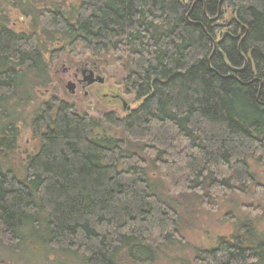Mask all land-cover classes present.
I'll list each match as a JSON object with an SVG mask.
<instances>
[{
    "label": "trees",
    "instance_id": "trees-1",
    "mask_svg": "<svg viewBox=\"0 0 264 264\" xmlns=\"http://www.w3.org/2000/svg\"><path fill=\"white\" fill-rule=\"evenodd\" d=\"M77 1L69 14L37 11L44 34L65 41L51 58L66 48L125 59V91L139 104L101 118L56 99L40 104L34 150L18 159L13 108L46 86L48 65L39 35L1 17L0 243L62 251L79 264L153 261L160 246L182 241L179 216L131 147L173 192H194L206 206L247 191L249 159L264 165V0ZM255 193L264 199V185ZM198 254L200 264H264V231L242 222Z\"/></svg>",
    "mask_w": 264,
    "mask_h": 264
},
{
    "label": "rangeland",
    "instance_id": "rangeland-1",
    "mask_svg": "<svg viewBox=\"0 0 264 264\" xmlns=\"http://www.w3.org/2000/svg\"><path fill=\"white\" fill-rule=\"evenodd\" d=\"M77 3V0H26L21 7H15L7 0H0V18L2 17L8 27L15 32L37 33L40 46L45 49L43 59L48 65L49 82L46 86L34 87L33 98L27 106L13 108L12 117L17 114L20 116L15 124L17 131L15 153L18 159L25 160L34 150L30 123L40 104L50 102L52 99L64 101L72 105L76 112L95 118H101L109 112L121 117L139 104L133 91H125L123 81L125 59L118 58L110 52L92 55L89 52L71 53L66 48L58 50L57 56L51 58L50 52L61 48L65 41H61L59 35H54V39L51 40L44 34L41 24L36 19L37 11L56 6L69 14L74 11ZM85 63L93 69L94 74L103 78V83L77 84L72 93L67 87L70 81H73L71 73L77 68H82ZM109 94L119 95L125 101V107ZM107 132L113 134L115 131ZM131 149L148 161V176L155 184L157 192L171 199L170 205L179 216V232L182 240L160 246L157 258L138 264H200L197 262L198 252L215 246L219 237L229 236L242 222L247 221L258 231H264V199L259 198L255 193V184L264 185V165L249 159L254 183L249 185L247 191L244 194L229 192L219 197L217 202H207L206 206L194 192H173L165 175L152 164L150 159L140 152L137 146L134 145ZM28 246L21 244L6 247L0 243V264H79L68 253L48 248L28 249ZM118 264L135 263L120 258Z\"/></svg>",
    "mask_w": 264,
    "mask_h": 264
},
{
    "label": "flooded vegetation",
    "instance_id": "flooded-vegetation-1",
    "mask_svg": "<svg viewBox=\"0 0 264 264\" xmlns=\"http://www.w3.org/2000/svg\"><path fill=\"white\" fill-rule=\"evenodd\" d=\"M72 79L73 81H70V83H72L73 88H72V93H74V90L76 88L77 84H94V83H103V78L100 77L98 74H94L93 69L89 68L87 66V64H83V67L80 69H75L72 73ZM100 79V80H99ZM111 97H114L115 99H117L120 102V96L119 95H110Z\"/></svg>",
    "mask_w": 264,
    "mask_h": 264
},
{
    "label": "water",
    "instance_id": "water-1",
    "mask_svg": "<svg viewBox=\"0 0 264 264\" xmlns=\"http://www.w3.org/2000/svg\"><path fill=\"white\" fill-rule=\"evenodd\" d=\"M99 80H100V79H99ZM67 87H68V89L72 92V88H73L72 83L68 84ZM120 102L122 103V106L125 107L126 103H125V101H124L122 98H120Z\"/></svg>",
    "mask_w": 264,
    "mask_h": 264
}]
</instances>
